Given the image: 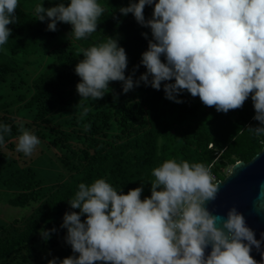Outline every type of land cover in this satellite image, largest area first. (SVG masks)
Returning a JSON list of instances; mask_svg holds the SVG:
<instances>
[{
  "label": "trees",
  "instance_id": "trees-1",
  "mask_svg": "<svg viewBox=\"0 0 264 264\" xmlns=\"http://www.w3.org/2000/svg\"><path fill=\"white\" fill-rule=\"evenodd\" d=\"M69 2L19 0L16 21L8 25L9 40L0 46V124L11 127L0 144V189L9 192L10 206H32L29 217L0 224V264H48L53 258L60 264L78 255L65 242L67 230L61 225L66 212H79L67 201L80 183L102 178L125 194L143 183V199L151 194L153 168L165 160L210 165L218 182L236 163L249 162L264 150V136L249 130L264 127L253 119L251 96L240 109L217 112L187 91L177 95L181 103L166 99L163 85L174 81L162 82L160 90L140 81L127 93L122 81H112L102 99L81 101L88 108L82 115L83 107L76 108L80 49L115 38L127 55L125 77L135 82L147 71L142 53L153 37L133 14L119 11L138 0H98L104 14L97 31L82 40L69 35L70 24L57 22L56 31H49L47 18L36 19V5L47 9ZM152 12L153 6L146 5L145 20ZM21 127L54 151L61 173L50 188L45 189L33 165L39 145L31 156L16 151ZM42 230L50 237L45 239Z\"/></svg>",
  "mask_w": 264,
  "mask_h": 264
},
{
  "label": "clouds",
  "instance_id": "clouds-1",
  "mask_svg": "<svg viewBox=\"0 0 264 264\" xmlns=\"http://www.w3.org/2000/svg\"><path fill=\"white\" fill-rule=\"evenodd\" d=\"M146 5L153 6L148 20ZM18 7L19 0H0V46L9 40L8 25L15 23ZM119 11L151 30L153 40L141 59L147 71L138 81L126 78V52L112 37L80 49L76 108L83 107L82 100L102 99L112 81H122L125 93L140 81L156 90L174 81L163 85L166 99L181 103L176 97L187 91L217 112L240 109L251 96L253 119L264 125V0H138ZM103 14L98 0L35 7L36 19L49 20V31H56L57 22L70 24L75 40L96 32ZM87 112L83 107L82 115ZM249 130L264 136V127ZM19 131L16 151L31 156L40 140L23 127ZM10 134L11 127L0 124V144ZM152 176L151 194L143 199V183L126 194L102 178L80 183L67 201L79 212H66L61 225L65 242L78 255L60 264H257L251 250L261 242L244 215L236 207L226 217L213 215L206 207L219 191L210 165L170 159L153 168ZM260 189L258 199H264V184ZM41 235L47 239L50 232Z\"/></svg>",
  "mask_w": 264,
  "mask_h": 264
},
{
  "label": "water",
  "instance_id": "water-1",
  "mask_svg": "<svg viewBox=\"0 0 264 264\" xmlns=\"http://www.w3.org/2000/svg\"><path fill=\"white\" fill-rule=\"evenodd\" d=\"M219 191L216 199L206 202L213 215L226 217L228 210L236 207L245 217L246 225L260 241V248L252 247L251 255L257 264H264V199H258L260 185L264 184V150L249 162L236 163L228 176L217 182ZM211 251V246L205 250Z\"/></svg>",
  "mask_w": 264,
  "mask_h": 264
},
{
  "label": "rangeland",
  "instance_id": "rangeland-1",
  "mask_svg": "<svg viewBox=\"0 0 264 264\" xmlns=\"http://www.w3.org/2000/svg\"><path fill=\"white\" fill-rule=\"evenodd\" d=\"M44 152V153H42ZM32 156L33 165L43 180L45 189L50 188L60 172V167L54 160V151L45 149L39 145L38 149ZM32 160L31 158H28ZM9 192L0 189V224H7L16 219H24L31 215L32 206L12 207L8 204Z\"/></svg>",
  "mask_w": 264,
  "mask_h": 264
},
{
  "label": "built area",
  "instance_id": "built-area-1",
  "mask_svg": "<svg viewBox=\"0 0 264 264\" xmlns=\"http://www.w3.org/2000/svg\"><path fill=\"white\" fill-rule=\"evenodd\" d=\"M214 182H217L216 179H215V177H214Z\"/></svg>",
  "mask_w": 264,
  "mask_h": 264
}]
</instances>
